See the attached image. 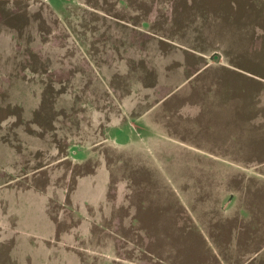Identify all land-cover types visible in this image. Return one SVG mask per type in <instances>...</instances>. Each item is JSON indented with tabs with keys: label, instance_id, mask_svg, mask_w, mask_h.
I'll return each instance as SVG.
<instances>
[{
	"label": "rangeland",
	"instance_id": "1",
	"mask_svg": "<svg viewBox=\"0 0 264 264\" xmlns=\"http://www.w3.org/2000/svg\"><path fill=\"white\" fill-rule=\"evenodd\" d=\"M0 264H264V0H0Z\"/></svg>",
	"mask_w": 264,
	"mask_h": 264
},
{
	"label": "crops",
	"instance_id": "2",
	"mask_svg": "<svg viewBox=\"0 0 264 264\" xmlns=\"http://www.w3.org/2000/svg\"><path fill=\"white\" fill-rule=\"evenodd\" d=\"M95 177H97L98 178V180H101L102 182H103V190H105L106 189V185H107V183H108V179H109V177L105 174V172L104 171H99V173L95 176ZM94 177V180L96 179ZM89 185H91V182L89 183ZM94 188V187H93ZM8 193V192H7ZM21 197H26V199L27 198H29L30 200L29 201H32L33 203H36V202H40V201H33V197L35 198V197H37V199H40V197L38 196V195H36V194H30V193H24V194H19ZM41 200V199H40ZM25 202H27V201H25ZM22 206H25L24 204L22 205ZM27 206L28 207H33L29 202L27 203ZM27 207V208H28ZM23 208V207H22ZM32 210V209H31ZM13 213H14V211H13ZM11 215V214H10ZM20 219H23V216H22V214L20 215V216H18ZM36 220L34 219L33 220V225H35L36 223ZM51 231V230H50ZM50 235H51V233H50Z\"/></svg>",
	"mask_w": 264,
	"mask_h": 264
}]
</instances>
